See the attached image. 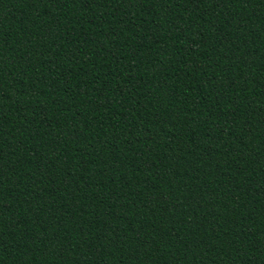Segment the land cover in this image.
Wrapping results in <instances>:
<instances>
[{
	"label": "trees",
	"instance_id": "16d2710c",
	"mask_svg": "<svg viewBox=\"0 0 264 264\" xmlns=\"http://www.w3.org/2000/svg\"><path fill=\"white\" fill-rule=\"evenodd\" d=\"M0 264H264V0H0Z\"/></svg>",
	"mask_w": 264,
	"mask_h": 264
}]
</instances>
